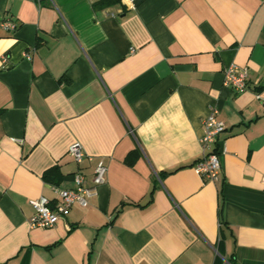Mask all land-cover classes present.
<instances>
[{"label": "crops", "instance_id": "0c3cea01", "mask_svg": "<svg viewBox=\"0 0 264 264\" xmlns=\"http://www.w3.org/2000/svg\"><path fill=\"white\" fill-rule=\"evenodd\" d=\"M100 1L0 0V264H264V0ZM211 108L218 182L195 171ZM99 159L88 206L31 228Z\"/></svg>", "mask_w": 264, "mask_h": 264}, {"label": "built area", "instance_id": "2783aa9c", "mask_svg": "<svg viewBox=\"0 0 264 264\" xmlns=\"http://www.w3.org/2000/svg\"><path fill=\"white\" fill-rule=\"evenodd\" d=\"M0 29L11 32L16 29V25L9 21L3 20L0 23ZM6 63L7 58H3ZM249 81L248 71L234 64L225 70L224 85L240 92L247 88ZM204 134L201 142L203 144V156L195 164V171L201 175L206 181L218 182L221 174V163L219 156L221 149L218 147L219 136L226 130V125L219 117L216 108H211L209 115L203 123ZM68 155L78 164L84 160L92 161V157L87 155L79 145L70 147ZM108 167L103 159H99L93 172V186L86 185V178L82 172L74 175V189L60 190L56 189L60 201L56 205H52L50 200L41 196L32 201L34 215L29 221L31 228H52L61 218L67 215L69 210L76 204L87 207L89 199L95 195L96 188L105 183Z\"/></svg>", "mask_w": 264, "mask_h": 264}, {"label": "trees", "instance_id": "16d2710c", "mask_svg": "<svg viewBox=\"0 0 264 264\" xmlns=\"http://www.w3.org/2000/svg\"><path fill=\"white\" fill-rule=\"evenodd\" d=\"M142 0H134L135 5L139 4ZM119 0H102L96 4H94V7H100V6H110L113 4L118 3ZM138 156V154L134 151L132 153L129 154V156L127 157V163L128 165L132 166L136 160V157ZM63 176L59 171L58 167H53L49 170H47L44 174H43V180L49 184L52 185H58L60 184V182L62 181Z\"/></svg>", "mask_w": 264, "mask_h": 264}, {"label": "bare ground", "instance_id": "6f19581e", "mask_svg": "<svg viewBox=\"0 0 264 264\" xmlns=\"http://www.w3.org/2000/svg\"><path fill=\"white\" fill-rule=\"evenodd\" d=\"M248 87V86H247ZM241 92V91H240Z\"/></svg>", "mask_w": 264, "mask_h": 264}]
</instances>
